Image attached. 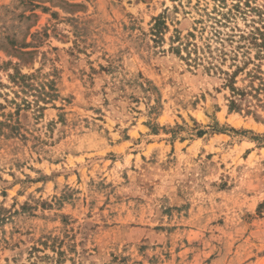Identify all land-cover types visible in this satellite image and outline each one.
<instances>
[{
  "label": "rangeland",
  "instance_id": "374dc122",
  "mask_svg": "<svg viewBox=\"0 0 264 264\" xmlns=\"http://www.w3.org/2000/svg\"><path fill=\"white\" fill-rule=\"evenodd\" d=\"M255 26L264 0H0V264H264V106L210 65Z\"/></svg>",
  "mask_w": 264,
  "mask_h": 264
},
{
  "label": "trees",
  "instance_id": "16d2710c",
  "mask_svg": "<svg viewBox=\"0 0 264 264\" xmlns=\"http://www.w3.org/2000/svg\"><path fill=\"white\" fill-rule=\"evenodd\" d=\"M246 7L250 9H245L244 7H241L239 4L233 5L232 8L228 11V13L225 14V18L229 19L232 14H235L234 11L243 14L246 16L248 12H254L258 17L262 19L263 12L262 9L257 7H252L249 1H246ZM252 22H256L254 19ZM264 26L262 27H253L252 30L248 34H240L239 39L236 40L237 35L235 34H229L227 38L221 37V33L218 32L219 35H215L220 43L222 44V48L219 50L220 52V58L222 56L227 55L226 50H224L225 41L229 40L231 41V44L233 42H239L244 41V45H236L233 50H231L230 55L231 59L233 60L232 66H234V70L232 72L224 71L220 67L215 66L213 64L214 62H210V65H212L216 68H219L218 70L220 73L223 74V80H224V86L230 90V109L231 110H241L242 108V102L247 99V97L251 96L252 98H256L262 105L264 106V98L261 97V94L264 93V72L261 70V66L259 64H256L255 59L262 60L264 58ZM210 53H213L214 51L211 50V46L208 45ZM243 52V56H245V61L243 65H240L238 63L239 61V49H245ZM253 48L256 49L255 58L250 57V50ZM253 64V67L249 68V64ZM246 72V76L248 77V84L246 87H238L237 84V77L238 74L241 72ZM216 72H218L216 70ZM32 75H25L22 74L20 71L14 72V74H10V78L12 79L13 83L21 87L22 91L29 87L30 83L29 80L32 78ZM26 107H29V104L26 103ZM21 106L18 105L17 110H20ZM43 107L38 105L37 109L41 110ZM8 125L11 128V131H14L17 129L16 125L8 123ZM2 131V129L0 130Z\"/></svg>",
  "mask_w": 264,
  "mask_h": 264
}]
</instances>
